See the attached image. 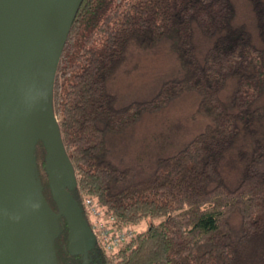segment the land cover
I'll return each mask as SVG.
<instances>
[{
  "label": "trees",
  "instance_id": "obj_1",
  "mask_svg": "<svg viewBox=\"0 0 264 264\" xmlns=\"http://www.w3.org/2000/svg\"><path fill=\"white\" fill-rule=\"evenodd\" d=\"M250 1L264 40V0ZM235 13L234 0L80 1L50 95L76 169L72 192L88 219L87 194L120 226L142 229L113 250L97 242L86 256L71 254L61 216L59 264H264V45ZM196 25L212 37L203 56ZM166 35L182 74L164 79L150 97L118 105L108 79L130 42L152 45ZM189 88L200 92L194 112L211 119L129 180L132 166L113 159L107 131L123 130ZM38 140V175L57 209Z\"/></svg>",
  "mask_w": 264,
  "mask_h": 264
},
{
  "label": "water",
  "instance_id": "obj_2",
  "mask_svg": "<svg viewBox=\"0 0 264 264\" xmlns=\"http://www.w3.org/2000/svg\"><path fill=\"white\" fill-rule=\"evenodd\" d=\"M80 1L0 0V264H59L61 216L71 254L97 243L72 192L76 169L50 99ZM38 139L57 209L38 175Z\"/></svg>",
  "mask_w": 264,
  "mask_h": 264
},
{
  "label": "rangeland",
  "instance_id": "obj_3",
  "mask_svg": "<svg viewBox=\"0 0 264 264\" xmlns=\"http://www.w3.org/2000/svg\"><path fill=\"white\" fill-rule=\"evenodd\" d=\"M234 2V21L246 24L256 41L264 45V40L258 34L252 2ZM194 32L196 50L203 56L212 37L205 34L198 25ZM182 72L183 67L171 35L164 36L152 45H143L133 40L125 58L109 77L108 86L116 92V103L120 105L135 98L152 96L164 79ZM199 98L198 90L185 89L162 107L146 110L138 120L123 130L107 131V142L113 159L119 166H132L129 180L149 173L158 154L176 151L211 119L207 113L194 112ZM43 150L42 142L38 140L35 145L36 156L43 154ZM132 226L135 230L142 229L141 224Z\"/></svg>",
  "mask_w": 264,
  "mask_h": 264
},
{
  "label": "built area",
  "instance_id": "obj_4",
  "mask_svg": "<svg viewBox=\"0 0 264 264\" xmlns=\"http://www.w3.org/2000/svg\"><path fill=\"white\" fill-rule=\"evenodd\" d=\"M83 205L89 213V223L96 234V241L108 250H113L135 234L132 225L120 226L114 214L105 211L95 196L85 195Z\"/></svg>",
  "mask_w": 264,
  "mask_h": 264
}]
</instances>
